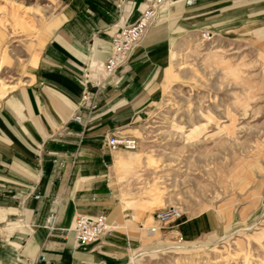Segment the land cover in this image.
Returning <instances> with one entry per match:
<instances>
[{
	"label": "rangeland",
	"instance_id": "obj_1",
	"mask_svg": "<svg viewBox=\"0 0 264 264\" xmlns=\"http://www.w3.org/2000/svg\"><path fill=\"white\" fill-rule=\"evenodd\" d=\"M61 7V0H0V105L26 83ZM263 14L264 0H220L173 20L162 99L120 134L138 147L117 152L127 170L112 173L115 193L149 212L144 228L165 207L182 216L155 234L144 229L127 264L131 257L133 264H264V34L256 23ZM204 213L216 220L212 232L193 240L175 232Z\"/></svg>",
	"mask_w": 264,
	"mask_h": 264
},
{
	"label": "crops",
	"instance_id": "obj_2",
	"mask_svg": "<svg viewBox=\"0 0 264 264\" xmlns=\"http://www.w3.org/2000/svg\"><path fill=\"white\" fill-rule=\"evenodd\" d=\"M165 1L170 6L128 62L97 88L91 68L107 60L113 33L133 24L149 0H61L26 83L0 105V264H127V251L140 245L149 212L115 193L113 173L127 170L126 162L103 139L133 131L160 103L174 52L173 20L220 0ZM261 16L256 23L264 34ZM99 214L112 232L75 245V218ZM215 228L204 213L175 232L193 240Z\"/></svg>",
	"mask_w": 264,
	"mask_h": 264
},
{
	"label": "built area",
	"instance_id": "obj_3",
	"mask_svg": "<svg viewBox=\"0 0 264 264\" xmlns=\"http://www.w3.org/2000/svg\"><path fill=\"white\" fill-rule=\"evenodd\" d=\"M165 4V0H149L146 8L133 24L121 27L113 33L110 39L109 57L104 63L94 64V67L91 68L92 72L95 73V81L93 83L95 87H100L103 80L112 76L128 62L146 34L158 22L159 12ZM73 120L80 122L78 116L73 117ZM103 146L113 153L131 152L136 150L138 143L136 138L133 137L106 135L103 139ZM35 198L38 199L39 196H35ZM181 216L178 207L169 206L162 208L153 215L155 226L143 227V229H145L147 234H155L159 227L165 224H174L181 219ZM111 232L112 228L104 214L77 216L72 227L73 240L77 246L96 243ZM216 264L227 263L218 262Z\"/></svg>",
	"mask_w": 264,
	"mask_h": 264
},
{
	"label": "bare ground",
	"instance_id": "obj_4",
	"mask_svg": "<svg viewBox=\"0 0 264 264\" xmlns=\"http://www.w3.org/2000/svg\"><path fill=\"white\" fill-rule=\"evenodd\" d=\"M190 1V0H189ZM182 68V67H181ZM3 87H4V85H3ZM5 88V87H4ZM125 163H123L122 165H124ZM218 262H223L222 260H218V261H215V262H213V263H211V264H216V263H218Z\"/></svg>",
	"mask_w": 264,
	"mask_h": 264
}]
</instances>
